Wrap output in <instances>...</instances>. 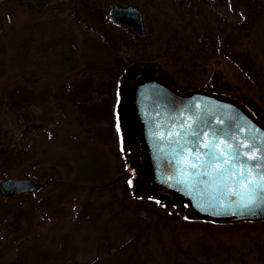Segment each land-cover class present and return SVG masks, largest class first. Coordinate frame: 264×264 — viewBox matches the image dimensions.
<instances>
[{
  "label": "rangeland",
  "instance_id": "obj_1",
  "mask_svg": "<svg viewBox=\"0 0 264 264\" xmlns=\"http://www.w3.org/2000/svg\"><path fill=\"white\" fill-rule=\"evenodd\" d=\"M122 1L144 3V40L130 39V32L113 28L107 18L103 23L87 18L92 16L93 3L109 14L110 0H82L83 4L78 0H5L0 4V182L7 176L66 180L63 242L68 264H86L87 260H74L123 256L124 252L145 258L147 264H175L176 260L177 264H208L210 258L220 256L237 257L240 264H264V245L256 246L264 243V219L208 223L185 200L150 184L132 121L129 88L130 62L149 60L160 71L156 67L164 64L159 58L162 44L168 55L200 71L189 78L175 75L166 65L173 88L213 92L241 106L264 127V0H227L226 7L204 0L226 16L227 25L221 31L212 15L193 18L188 4L175 12V22L160 23L152 21V13L158 12L151 2ZM201 31L210 46L194 39ZM61 32L66 39L75 38L74 48L59 53L53 48L36 56L43 66L39 58L36 65H28L36 66L39 76L33 90L23 84V77L29 75L27 65L23 71L18 69L30 54L28 37L37 34L33 35L40 37L37 44L40 39L45 42L43 35ZM211 57H216L212 63L207 61ZM195 60H199L196 65ZM33 92L36 99L27 98ZM98 164L108 166L103 179L97 170L87 172ZM112 178L110 188L102 187ZM47 221L48 215L41 218L39 227L48 226ZM134 222H140L145 233L138 230L131 239L122 236ZM103 229L105 241L106 231L112 233V249L100 247L101 254L95 253L94 242ZM142 241L147 244L145 253ZM231 243L238 244L232 247Z\"/></svg>",
  "mask_w": 264,
  "mask_h": 264
},
{
  "label": "water",
  "instance_id": "obj_2",
  "mask_svg": "<svg viewBox=\"0 0 264 264\" xmlns=\"http://www.w3.org/2000/svg\"><path fill=\"white\" fill-rule=\"evenodd\" d=\"M113 18L144 35L141 12L136 7L115 5ZM132 106V119L151 185L188 199L198 214L264 217V192L257 185L245 190L238 182L239 173L221 180L204 163L208 159L204 145H219L217 152L225 145H231L232 151L240 146L241 153L248 152L243 145L255 144L258 151L264 150V127L241 106L200 91L181 94L156 79H146L134 86ZM194 132L200 133L199 138L190 135ZM197 152L199 160L195 159ZM192 163L200 166L193 169L189 166ZM226 167L234 171L230 165ZM38 185L33 177L7 176L0 186L8 194Z\"/></svg>",
  "mask_w": 264,
  "mask_h": 264
},
{
  "label": "flooded vegetation",
  "instance_id": "obj_3",
  "mask_svg": "<svg viewBox=\"0 0 264 264\" xmlns=\"http://www.w3.org/2000/svg\"><path fill=\"white\" fill-rule=\"evenodd\" d=\"M5 0H1L0 4L4 2ZM95 1V0H93ZM146 2H151L154 8L158 13H152L153 18L152 21L158 19L160 23L162 22H175L174 15L175 12H179V8L188 6V11L190 15H192L193 18L197 16H201L204 14H208V16H214L217 21L216 27H219V30H224V26L227 25L226 16L223 15L222 12L213 11L212 6H208L207 1L201 2L200 0H146ZM216 3L219 5H225L226 7L227 0H215ZM215 2H213L215 4ZM78 3L83 4L82 0H78ZM229 3V1H228ZM143 4L135 1H122V0H110L109 6L111 10L109 11V14H107L104 11H101L99 8V5L97 3L91 4V15L88 16L91 21H101L102 23L106 20V18L111 22L113 28L115 26H118L120 28H123L130 32L131 35L130 39H137L138 40H144L147 36V27L145 26V18L146 13L143 10ZM115 5L120 6H130V7H136L141 12V20L144 27V35H139L137 32H135L130 26L121 24L117 22L113 18V9ZM206 10L210 12L205 13ZM186 13V10H185ZM207 16V15H206ZM205 18V15L202 16V18ZM218 18V19H217ZM220 18H223L220 20ZM62 22H60V25ZM189 25V24H188ZM192 29L194 26L191 24L190 26ZM34 25L32 26V30H34ZM93 29V28H92ZM151 28H149V35H151ZM202 32H198L197 38L194 37L195 40L198 42L204 43L208 46L211 44L207 42L206 38H201ZM204 33V32H203ZM112 34V33H111ZM37 34H30L28 37V44L30 46V54L28 53L27 63L26 64H20L18 69L22 70L27 65V70L29 75L24 76L23 84H27L29 87H31L34 90V84L36 83V66L34 69L29 68L31 65H36L38 58H39V66H43V62L41 58L37 55L43 56L44 53H46L48 50H52L53 48L57 51V53L61 51L69 49H73V42L72 36H68L66 39L65 32H61L60 34H50V35H43V37L46 36L45 42L43 40H39V43L36 44V40H38L40 37L35 38L34 36ZM215 35V33H214ZM48 36V38H47ZM54 36L56 38H54ZM54 42H52V40ZM67 40L70 41V43H67ZM134 44V43H133ZM203 44V45H204ZM162 46V44H161ZM159 46V58L162 60V62L165 64H160L161 67H156L159 70L153 69L151 66V61L149 60H143L139 59L134 62H130L131 69V86L132 87V94H133V88L134 86L146 79H156L168 87H170L173 90H177L173 88V84L169 81L168 74L165 71L168 68L174 69L175 75H184L191 77L192 74H196L197 72H200L196 66H186L183 64V62H180L179 59L172 57L166 53L165 48ZM111 47V45H109ZM136 47V45H134ZM161 47V48H160ZM220 55L224 56V50H221ZM216 57H211L207 61L212 63ZM195 65L198 63L199 60H195ZM29 65V66H28ZM133 65V66H132ZM167 65V66H166ZM203 66V65H202ZM195 68V69H193ZM162 70V71H161ZM23 71V70H22ZM168 71V70H167ZM41 72H44L45 74L47 71H44V68L41 69ZM157 74H155V73ZM166 72V73H165ZM62 84V83H61ZM194 91H200L208 94H212L218 97L217 94H214L213 92H207L200 88H192L188 89L186 91H179L182 94H188ZM36 94L34 92L32 93V96L27 97L29 99L33 98L36 99ZM45 97V96H44ZM22 99V98H21ZM23 101H31L22 99ZM132 116H133V106H132ZM133 121V119H132ZM134 123V122H133ZM142 146V145H141ZM77 163V162H76ZM78 164V163H77ZM93 164V163H91ZM83 166V165H82ZM81 167V166H79ZM96 170L99 172L100 178H104L106 173L108 172V166L105 165H96L94 166L91 171L88 170V173H91L94 171V174ZM22 177H31V176H22ZM35 178V177H33ZM36 179V178H35ZM77 181V178H76ZM115 179L112 178L108 180L106 183L103 184L102 187H111V182H114ZM2 182V181H1ZM0 182V185H1ZM39 185L31 190H22L14 193H8L5 194L1 190L0 186V264H68V258H67V244L63 242V235H66L67 231V210H66V201H67V182L63 178L55 179L52 177H48L46 180H38ZM153 186V185H152ZM157 188V187H156ZM159 189V188H157ZM45 190H49V192H43ZM161 190V189H160ZM171 192V191H168ZM178 197L185 200L189 205L191 210L194 212V214L205 217L206 219L204 221L208 223H219V222H235V221H246V220H259L264 219V217L261 218H236L234 215L230 217H212L209 215H202L198 214L195 210H193L190 202L188 199H185L178 194L171 192ZM59 198V199H58ZM45 213L46 215H40L37 216V214ZM47 215L50 218V221L48 222V226L43 225L39 227L41 223V218H47ZM130 217V216H129ZM59 220V222H57ZM58 223V224H57ZM59 223L61 225L59 226ZM107 227V226H106ZM127 230H123L121 232V235L124 236L122 233L125 234V236L130 237L131 239L136 232L138 231L140 234H144V226L140 224V222H134L133 225H129L126 227ZM133 230V231H132ZM102 233H105V229L98 230V234L96 237V241L94 242V249L95 253H100V247L102 249L111 248L112 249V233L110 230L106 231V237L108 241H105L102 239ZM115 234V233H114ZM144 235H142V238ZM129 239H123L122 241H126ZM239 243V242H238ZM238 243H231L232 247L235 245L237 246ZM141 246L145 244L144 249L142 252H146L147 244L145 242L140 243ZM264 245L263 242L256 243V246L258 248L262 247ZM110 249V250H111ZM112 252V251H111ZM42 253H44L42 255ZM143 254V253H142ZM209 254H212L211 252ZM98 255V254H97ZM123 256H115L112 255L110 258H105L103 255L99 257H93L91 259H76L74 260L75 263L84 260L86 261V264H147L148 261L139 256H130V252H124L122 254ZM109 256V255H108ZM35 257V258H34ZM38 257V258H36ZM208 264H240L239 258H222L216 257V258H210ZM178 261L176 260L177 264ZM150 264H160L157 262H152Z\"/></svg>",
  "mask_w": 264,
  "mask_h": 264
},
{
  "label": "snow or ice",
  "instance_id": "obj_4",
  "mask_svg": "<svg viewBox=\"0 0 264 264\" xmlns=\"http://www.w3.org/2000/svg\"><path fill=\"white\" fill-rule=\"evenodd\" d=\"M190 135L199 138L200 133L194 132L190 133ZM194 147L199 146L194 144ZM204 147L208 149L206 152L208 159L204 163L216 172L221 180H225L229 176L235 177L236 174L239 173L238 182L245 190H248L252 185H257L259 190L264 192V183H261L264 182V171H262L264 170V150L258 151L255 144L243 145V147L248 149L247 153H241L239 150L240 146H237L236 150L232 151L231 145H225L219 152H217L219 145H213L211 147L209 145H204ZM242 156L246 157V160L242 161ZM221 157H224V159L221 160ZM195 159H200L199 152L196 153ZM185 163L187 164L188 161L185 160ZM228 165H230L234 171H229L226 167ZM189 166L195 169L200 165L192 163ZM207 174L208 173H205V175Z\"/></svg>",
  "mask_w": 264,
  "mask_h": 264
}]
</instances>
